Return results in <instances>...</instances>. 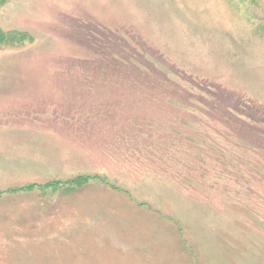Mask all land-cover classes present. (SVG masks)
Wrapping results in <instances>:
<instances>
[{
  "label": "rangeland",
  "instance_id": "1",
  "mask_svg": "<svg viewBox=\"0 0 264 264\" xmlns=\"http://www.w3.org/2000/svg\"><path fill=\"white\" fill-rule=\"evenodd\" d=\"M0 24L31 36L0 49V264H264V201L176 185L79 123L127 90L100 55L196 76L219 104L248 100L244 122L264 120V0H4Z\"/></svg>",
  "mask_w": 264,
  "mask_h": 264
},
{
  "label": "trees",
  "instance_id": "2",
  "mask_svg": "<svg viewBox=\"0 0 264 264\" xmlns=\"http://www.w3.org/2000/svg\"><path fill=\"white\" fill-rule=\"evenodd\" d=\"M3 3L4 0H0V6ZM30 38L27 32L3 28L0 24V49L6 45L20 47ZM96 61L114 66L112 68L121 67L123 70L117 69V72L125 74L121 85L127 88L114 99L122 105L87 113L82 118L83 123L79 121L80 125L89 123L91 137L103 132L110 134L107 140L96 143L99 148H107V142L110 149L118 153L113 154L117 158L133 155L146 163L152 160L151 165L156 161L157 165L151 166L153 171L168 176L176 185L182 184V180L185 186L193 188L216 185L217 191L226 190L235 200L264 201V193L255 187L264 181L260 180L264 178V120L256 117L254 122H244L252 109L248 100L233 96L227 104H219V100L207 96L206 91L192 86L191 80L196 76L186 75L185 80L182 71L165 72L156 63L151 64L153 68L140 66L134 55L123 60L100 55ZM115 76H112V84L116 86ZM195 95L198 97L194 98ZM115 96L117 93L110 91L98 95L100 98ZM211 100L214 104L209 103ZM128 102H133L136 110ZM257 112L262 116L264 108ZM211 113L219 115L218 118ZM118 115L123 122L129 117L130 120L121 124ZM194 115L196 121H189L187 116ZM229 119L237 120L243 129L251 131L255 144H241L227 136ZM94 123L102 128L98 131ZM225 183L241 184L246 189L234 191L230 186L225 187Z\"/></svg>",
  "mask_w": 264,
  "mask_h": 264
}]
</instances>
